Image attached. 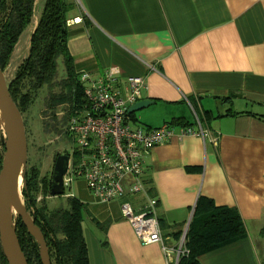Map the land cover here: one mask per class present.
Listing matches in <instances>:
<instances>
[{
	"label": "crops",
	"instance_id": "0c3cea01",
	"mask_svg": "<svg viewBox=\"0 0 264 264\" xmlns=\"http://www.w3.org/2000/svg\"><path fill=\"white\" fill-rule=\"evenodd\" d=\"M66 21L75 73L113 68L121 81L145 80L151 104L133 113L134 126H194L188 101L218 138L173 137L143 155L164 245L178 246L205 198L234 209L246 234L199 264H264V0H77ZM69 189L85 209L88 264H173L120 215L121 202L137 210L141 199L103 203L81 179Z\"/></svg>",
	"mask_w": 264,
	"mask_h": 264
},
{
	"label": "trees",
	"instance_id": "16d2710c",
	"mask_svg": "<svg viewBox=\"0 0 264 264\" xmlns=\"http://www.w3.org/2000/svg\"><path fill=\"white\" fill-rule=\"evenodd\" d=\"M76 7L74 0H45L37 25L31 34L26 59L18 67L8 84V91L20 113L33 104L41 92L45 112L52 116L50 129L59 133L55 113L58 106L82 104V86L75 73L67 46V14ZM34 0H0V69L8 65L19 37L30 25ZM61 59L65 76L59 79ZM225 99H230L225 98ZM134 119V114L131 113ZM47 126V125H46ZM4 141L0 139V168ZM23 190L27 209H32L34 224L42 232L49 250L51 264H88L82 221L83 204L73 197L66 198V206L49 210L45 198L50 197V179L40 178L39 169L25 167ZM42 195L41 205L35 203ZM15 233L27 264H41L38 246L17 219ZM245 228L238 213L231 208L216 207L205 198H199L186 232L184 247L187 254L177 264H199L198 257L245 237ZM0 264H7L0 247Z\"/></svg>",
	"mask_w": 264,
	"mask_h": 264
},
{
	"label": "built area",
	"instance_id": "2783aa9c",
	"mask_svg": "<svg viewBox=\"0 0 264 264\" xmlns=\"http://www.w3.org/2000/svg\"><path fill=\"white\" fill-rule=\"evenodd\" d=\"M78 80L84 102L72 108L61 105L55 113L59 122L55 139H63L69 144L63 190L81 179L87 191L103 203L125 196L141 199L137 210L131 202L119 204L122 219L130 225L141 245L160 244L166 260L177 264L179 258L187 254L185 234L177 247L164 245L157 218V201L148 195L143 181V155L173 137H198L216 145L217 136L201 123L196 107L188 101L195 118L194 126L176 130L168 125L155 129L134 126L128 109L142 100L146 89L143 78L121 81L117 71L111 68L96 77L81 71Z\"/></svg>",
	"mask_w": 264,
	"mask_h": 264
},
{
	"label": "water",
	"instance_id": "95a60500",
	"mask_svg": "<svg viewBox=\"0 0 264 264\" xmlns=\"http://www.w3.org/2000/svg\"><path fill=\"white\" fill-rule=\"evenodd\" d=\"M151 104L141 100L132 105L128 111L134 113ZM0 111L3 116L4 153L0 168V247L7 264H27L22 253L15 227L12 224L10 207L16 217L25 227L27 233L38 246L41 264H51L49 250L40 229L25 211L19 201L18 181H23L26 167L27 141L21 113L8 91L4 73L0 69ZM69 158L67 155H58L54 159L50 179V197L63 196V177L66 175Z\"/></svg>",
	"mask_w": 264,
	"mask_h": 264
},
{
	"label": "rangeland",
	"instance_id": "374dc122",
	"mask_svg": "<svg viewBox=\"0 0 264 264\" xmlns=\"http://www.w3.org/2000/svg\"><path fill=\"white\" fill-rule=\"evenodd\" d=\"M44 1L45 0H34V11L30 21V25L19 37L18 42L14 47L13 52L11 53L8 65L3 70L7 85L13 81L18 67L28 55L30 37L32 32L34 31V27L37 25V21L39 19ZM74 1L75 3H77V0ZM57 63L58 77L59 79L64 78L65 73L60 58L57 60ZM46 94V91L43 93L41 92V94L36 97L33 104L29 106L27 110L21 113V116L23 119L27 141L26 167H36L39 169L40 178L46 177L47 179H51L55 157L58 155H66V153H69V144H66L65 140L63 139L56 140L55 138L58 133H54V130L50 129V124L53 121L52 116L48 112L44 113L45 106L42 102L44 97H46ZM59 108L60 106H58V109ZM142 110L144 109L136 111L135 114L140 113ZM0 139H3V141L5 139L4 128L1 123ZM23 184V181H21L20 201L25 211L31 217L33 210L27 209L24 198L22 196V190L24 187ZM69 187H66L64 189L63 196L51 197V200L46 202V206L49 210H55L66 206V199L64 197H66V195L70 193ZM41 199L42 195L38 194L35 201L38 207L41 205ZM16 221V214L13 213L12 224L14 227L16 226Z\"/></svg>",
	"mask_w": 264,
	"mask_h": 264
},
{
	"label": "bare ground",
	"instance_id": "6f19581e",
	"mask_svg": "<svg viewBox=\"0 0 264 264\" xmlns=\"http://www.w3.org/2000/svg\"><path fill=\"white\" fill-rule=\"evenodd\" d=\"M0 123L2 124L3 126V116H2V113L0 111ZM21 192V180L19 179L18 181V196H19V193ZM19 201H20V197H18ZM21 202V201H20ZM10 213L11 215H13L14 211L13 209L10 207Z\"/></svg>",
	"mask_w": 264,
	"mask_h": 264
}]
</instances>
